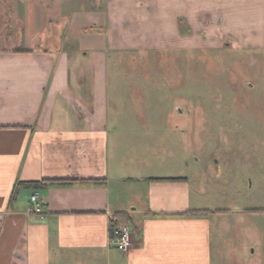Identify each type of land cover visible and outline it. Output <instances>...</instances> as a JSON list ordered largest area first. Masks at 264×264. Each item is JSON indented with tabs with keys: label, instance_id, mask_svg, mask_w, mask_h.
<instances>
[{
	"label": "crops",
	"instance_id": "1",
	"mask_svg": "<svg viewBox=\"0 0 264 264\" xmlns=\"http://www.w3.org/2000/svg\"><path fill=\"white\" fill-rule=\"evenodd\" d=\"M104 2L63 22L35 9L8 18V35H22L15 49L0 40V264H264V135H251L250 171L228 181L218 162L161 174L132 140L147 114L123 106L128 78L111 60L130 50L264 56V0ZM31 195L41 213L27 212ZM120 227L126 252L110 244Z\"/></svg>",
	"mask_w": 264,
	"mask_h": 264
},
{
	"label": "rangeland",
	"instance_id": "2",
	"mask_svg": "<svg viewBox=\"0 0 264 264\" xmlns=\"http://www.w3.org/2000/svg\"><path fill=\"white\" fill-rule=\"evenodd\" d=\"M117 1L119 5L123 0ZM129 2L134 10V0ZM104 4V0H0V40L7 39L8 48H17L15 34L21 38L22 28L13 29L11 37L7 21L15 15H27L29 9L61 15L63 22L77 11L94 12ZM11 23L15 25L14 20ZM111 60L117 74L128 78L123 106L146 111L137 131L131 133L132 140L140 142L141 158L146 163L161 160V174H165L166 167H180L181 162H189L197 172H205L208 166L213 169V163L218 162L227 181L231 175L249 169L251 135L257 133L260 140L264 135L263 54L225 48L192 53L130 50L116 53ZM151 110L162 114L153 117ZM258 150L262 166L263 148ZM147 168L149 174L152 169ZM248 178L242 181L246 187Z\"/></svg>",
	"mask_w": 264,
	"mask_h": 264
},
{
	"label": "built area",
	"instance_id": "3",
	"mask_svg": "<svg viewBox=\"0 0 264 264\" xmlns=\"http://www.w3.org/2000/svg\"><path fill=\"white\" fill-rule=\"evenodd\" d=\"M28 213H41L42 204L38 201L36 195L29 197ZM110 244H113L116 249L122 252L128 251L130 247V233L128 227H120L113 231V238L110 239Z\"/></svg>",
	"mask_w": 264,
	"mask_h": 264
},
{
	"label": "trees",
	"instance_id": "4",
	"mask_svg": "<svg viewBox=\"0 0 264 264\" xmlns=\"http://www.w3.org/2000/svg\"><path fill=\"white\" fill-rule=\"evenodd\" d=\"M45 181H40V182H34V185L36 186H39V185H41V183H44ZM51 183H53V182H56V183H59V182H65V181H63V180H52V181H50ZM20 184H22V183H20ZM29 184H31V183H29Z\"/></svg>",
	"mask_w": 264,
	"mask_h": 264
}]
</instances>
